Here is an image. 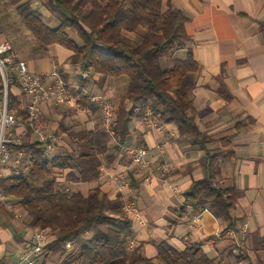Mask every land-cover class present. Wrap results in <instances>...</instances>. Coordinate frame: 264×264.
Listing matches in <instances>:
<instances>
[{
	"label": "trees",
	"instance_id": "obj_1",
	"mask_svg": "<svg viewBox=\"0 0 264 264\" xmlns=\"http://www.w3.org/2000/svg\"><path fill=\"white\" fill-rule=\"evenodd\" d=\"M8 1L34 37L35 55L46 56L52 46H60L72 53L70 62L90 70L91 77L125 81L112 126L114 138L105 132L101 122L92 130L81 131L61 124L67 138L60 152L47 156L43 144L24 141L18 148L31 154L30 174H12L0 181V192L14 201L28 228L49 233L50 243L39 264L52 258L63 260L62 264H224L222 258H210L197 243L178 250L166 241L160 242L154 258L145 257L141 248L130 250L133 221L123 210L122 197L111 199L99 186L87 194L70 189L74 184L99 180L111 141L126 143L129 124L147 111L154 120L175 124L181 135H198V143L205 149L207 139L198 130L193 103L200 65L191 50L185 58L175 57L177 52L187 50L190 36L186 31L188 18L174 0H46L45 7L60 16L55 29L34 9V0ZM140 29L144 33L139 43L125 38V33ZM163 61L168 62L166 69ZM16 86L10 90V108L22 113V103L13 90ZM80 105L98 116L90 97L83 98ZM138 106L141 109L136 113ZM246 125L238 123L236 131ZM221 142L223 147H230L228 139ZM206 156L209 169H215L219 159L229 160L233 153L222 151ZM238 196L234 187L218 186L214 176L209 175L193 182L184 194L186 205L172 213L178 219L188 214V208L194 215L209 211L227 224L223 233L233 230L239 235L238 220L233 217ZM255 251L261 255L257 264H264V237L258 240ZM234 255L239 262L254 264L248 256Z\"/></svg>",
	"mask_w": 264,
	"mask_h": 264
},
{
	"label": "crops",
	"instance_id": "obj_2",
	"mask_svg": "<svg viewBox=\"0 0 264 264\" xmlns=\"http://www.w3.org/2000/svg\"><path fill=\"white\" fill-rule=\"evenodd\" d=\"M174 4L188 18L186 31L190 41L187 50H182L183 58L191 50L200 65L193 103L198 130L207 139L205 149H201L198 135H181L175 124H164L146 113L129 124L126 143L111 141L99 180L74 184L70 189L87 194L99 186L109 198H123L130 192L118 186L124 176L145 222L144 226L133 223V244L147 258H154L156 244L166 241L178 250L197 243L210 258H222L224 264H248L234 257L240 251L257 264L261 255L255 249L264 237V0H174ZM1 41L7 40L0 38ZM53 47L57 55L49 56ZM51 48L37 60L38 64L14 54L37 72H49L55 67L70 85L82 87L84 82L77 75L80 66L70 62L72 53L60 46ZM88 81L86 91L116 103L125 87L124 80L92 76ZM13 90L18 95L17 89ZM82 114L85 115L68 106H48L39 127L50 134L57 124L81 131L92 130L101 122L99 116L86 115L87 122H81L78 117ZM240 122L247 125L237 132ZM17 133L22 134L23 129L19 128ZM27 136L22 142L32 140V135ZM225 139L230 147H223L221 141ZM126 147L145 148L149 167L134 164L124 151ZM222 151L232 152L233 156L229 160L219 159L215 169H209L206 155ZM164 164L169 166L168 170L163 169ZM12 174L7 171L6 178ZM209 175L214 176L218 186L234 187L239 192L233 217L238 220V229L246 225L249 232L239 246L223 233L227 224L209 211L194 215L193 209L188 208V214L178 219L172 213L186 205L184 194L193 182ZM9 213L12 216L0 209V264H18L19 252L32 236L24 217H16L22 214L16 205L14 212Z\"/></svg>",
	"mask_w": 264,
	"mask_h": 264
},
{
	"label": "built area",
	"instance_id": "obj_3",
	"mask_svg": "<svg viewBox=\"0 0 264 264\" xmlns=\"http://www.w3.org/2000/svg\"><path fill=\"white\" fill-rule=\"evenodd\" d=\"M78 77L80 82L88 81L91 77L90 70L78 68ZM16 82V83H15ZM17 85L18 99L22 103V113L16 109L10 108V90ZM17 95V96H18ZM90 97V104L98 108V116L101 120L102 128L112 138L115 132L113 130L114 120L117 113V103L104 95L90 94L85 88L78 84L70 85L65 75L57 68L49 72H37L30 68L24 60H17L12 45L8 41L0 42V181L6 178V172L11 170L15 175H29L32 168V157L26 156L27 152L18 148L25 138H28V131L32 130L31 143L38 142L43 144L47 156H52L56 150L63 146V139L55 134L43 133L39 127V121L43 110L48 106H68L84 113L87 117L93 118L95 114L90 108H82L80 101ZM138 106L135 111H139ZM24 113V114H23ZM151 115L147 111V116ZM19 128L23 133H17ZM22 139V140H21ZM26 140V139H25ZM62 142V143H61ZM124 151L128 153L133 163L145 168L149 167L148 151L142 147H126ZM164 170H168L167 164L162 165ZM120 189L132 190L126 178L120 177L118 182ZM124 194V212L129 216L133 223L144 226L139 209L134 202L133 194ZM0 205L3 209L14 212L12 200L0 192ZM16 217L22 220V214H16ZM241 235L233 230H227L225 235L232 238L237 246L242 244L248 235V227L242 225L238 229ZM32 236L28 243L19 252L18 264H39V260L44 255L49 240V233L46 230L36 228L31 229ZM71 245H68L70 248ZM135 248L133 242L129 246L130 250Z\"/></svg>",
	"mask_w": 264,
	"mask_h": 264
},
{
	"label": "rangeland",
	"instance_id": "obj_4",
	"mask_svg": "<svg viewBox=\"0 0 264 264\" xmlns=\"http://www.w3.org/2000/svg\"><path fill=\"white\" fill-rule=\"evenodd\" d=\"M45 4H46V0H34L33 7L43 15L45 23L49 27L55 29L60 24V16L57 13L50 12L44 6ZM143 33L144 31L142 29H140L137 33H125V38L128 41L139 43L141 41V35ZM0 38L7 40L14 48L13 50L15 54L18 57H21L22 59L26 60L27 62L29 61L34 64L36 63L38 64L40 58L43 57V56H37L33 53V47L35 45L34 37L21 24V22L17 17L15 8L10 4L8 0H0ZM56 50H57L56 47L51 48L49 56L57 55ZM175 57L178 59H182L183 51L177 52ZM167 63H168L167 61L162 62V67L164 69L167 68ZM37 67L41 68V66H37ZM78 120H80L81 122H87L86 117L83 114L78 117ZM52 133L57 135L58 138L61 139L67 138L66 137L67 135L65 133H62L60 124L59 125L57 124L55 126V131ZM60 149L61 148H58L56 150V153L60 152ZM236 254L241 256V258L246 256V253L242 254L240 251L236 252ZM50 261L52 262V264L63 263V260L59 258H52Z\"/></svg>",
	"mask_w": 264,
	"mask_h": 264
}]
</instances>
